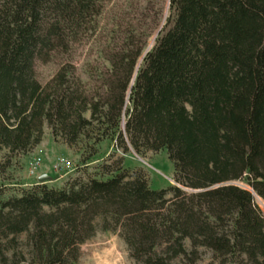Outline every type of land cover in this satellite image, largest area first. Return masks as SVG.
<instances>
[{
  "label": "trees",
  "instance_id": "1",
  "mask_svg": "<svg viewBox=\"0 0 264 264\" xmlns=\"http://www.w3.org/2000/svg\"><path fill=\"white\" fill-rule=\"evenodd\" d=\"M37 62L57 66L46 83ZM46 126L91 156L167 151L177 184L118 158L0 189V264H77L99 230L143 264H264V0H0V148L28 153Z\"/></svg>",
  "mask_w": 264,
  "mask_h": 264
},
{
  "label": "rangeland",
  "instance_id": "2",
  "mask_svg": "<svg viewBox=\"0 0 264 264\" xmlns=\"http://www.w3.org/2000/svg\"><path fill=\"white\" fill-rule=\"evenodd\" d=\"M112 7V3L109 8ZM169 5L166 4L164 22L170 16ZM150 41V46L154 43ZM92 40L89 41L88 45ZM56 64L37 62L36 73L42 83L49 81L55 74ZM97 153L90 154L87 141L82 139L74 146H67L61 141H56L49 127L44 129L42 142L32 151L18 154L9 160L6 149L0 148V167L4 164L5 170L0 172V189L7 196L16 194L21 188H29L37 183V178L42 173H48L52 180L47 184L53 187H62L68 180L77 177L103 178L99 169L104 163L111 164L118 158H123V167L130 170L141 169L146 174L148 182L153 189L167 188L176 185L174 179L175 168L169 159L167 151H148L138 154L130 148L124 152L122 148H116L113 142L106 140L97 145ZM40 157L41 162H37ZM59 158L67 159L71 168L68 171H56L54 165ZM249 190L245 180L235 182ZM255 203L264 215V199L255 194ZM199 264H221L210 251L200 250ZM186 261L178 260L177 264H185ZM77 264H143L137 262L130 249L118 232L101 231L81 246V254Z\"/></svg>",
  "mask_w": 264,
  "mask_h": 264
},
{
  "label": "built area",
  "instance_id": "3",
  "mask_svg": "<svg viewBox=\"0 0 264 264\" xmlns=\"http://www.w3.org/2000/svg\"><path fill=\"white\" fill-rule=\"evenodd\" d=\"M41 158L40 157H38L37 158V162H41ZM71 168V164H70V162L67 160V159H65V158H59L58 160H57V162L55 163V165H54V169L56 170V171H61V170H63V171H68L69 169Z\"/></svg>",
  "mask_w": 264,
  "mask_h": 264
},
{
  "label": "water",
  "instance_id": "4",
  "mask_svg": "<svg viewBox=\"0 0 264 264\" xmlns=\"http://www.w3.org/2000/svg\"><path fill=\"white\" fill-rule=\"evenodd\" d=\"M150 41H152V39ZM123 125H124V123H123ZM51 180H52L51 176H49L47 174H44V175L39 177L38 182L39 183H47L48 181H51ZM226 184H228V183L218 184V185H216V187L223 186V185H226Z\"/></svg>",
  "mask_w": 264,
  "mask_h": 264
},
{
  "label": "crops",
  "instance_id": "5",
  "mask_svg": "<svg viewBox=\"0 0 264 264\" xmlns=\"http://www.w3.org/2000/svg\"><path fill=\"white\" fill-rule=\"evenodd\" d=\"M44 174L49 175L48 173H42V175H44ZM42 175H40V176H42ZM40 176H39V177H40ZM49 176H50V175H49ZM39 177H38L37 179H39ZM37 183H39L38 180H37Z\"/></svg>",
  "mask_w": 264,
  "mask_h": 264
}]
</instances>
